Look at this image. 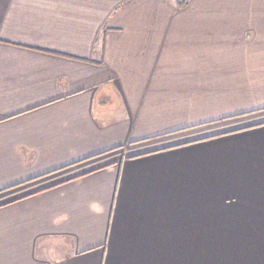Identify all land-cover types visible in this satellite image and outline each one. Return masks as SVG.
Returning <instances> with one entry per match:
<instances>
[{
	"label": "crops",
	"instance_id": "1",
	"mask_svg": "<svg viewBox=\"0 0 264 264\" xmlns=\"http://www.w3.org/2000/svg\"><path fill=\"white\" fill-rule=\"evenodd\" d=\"M260 113L264 0H0V264H264V120L160 146Z\"/></svg>",
	"mask_w": 264,
	"mask_h": 264
},
{
	"label": "rangeland",
	"instance_id": "2",
	"mask_svg": "<svg viewBox=\"0 0 264 264\" xmlns=\"http://www.w3.org/2000/svg\"><path fill=\"white\" fill-rule=\"evenodd\" d=\"M261 120H264V113L248 116L247 118L232 120L230 122H226L223 124L209 125L208 127H203L202 129L199 128V129H195L192 131L177 134V135L173 136L174 139L169 138L170 140L169 139L160 140V143H161L160 146L170 144V143H174L177 141H182V140L188 139L189 137H199V136H204L207 134H211V133H215V132H219V131H223V130H228V129L234 128L236 126L250 125V124H253L255 122H259ZM153 145H147L146 146V144H145L144 146L139 147V150H142V149L145 150V149L154 148L156 146H159V144H156V143ZM136 151L131 150V152H136Z\"/></svg>",
	"mask_w": 264,
	"mask_h": 264
},
{
	"label": "trees",
	"instance_id": "3",
	"mask_svg": "<svg viewBox=\"0 0 264 264\" xmlns=\"http://www.w3.org/2000/svg\"><path fill=\"white\" fill-rule=\"evenodd\" d=\"M184 3V1H181L180 2V4L182 5ZM255 124H257V123H255ZM254 124H250V125H247V126H245V127H249V126H253ZM244 128V127H243Z\"/></svg>",
	"mask_w": 264,
	"mask_h": 264
}]
</instances>
